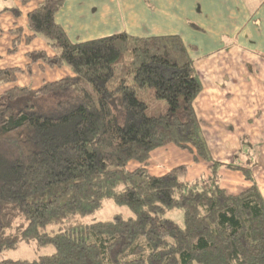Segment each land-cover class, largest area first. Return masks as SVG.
Listing matches in <instances>:
<instances>
[{
  "label": "trees",
  "instance_id": "trees-1",
  "mask_svg": "<svg viewBox=\"0 0 264 264\" xmlns=\"http://www.w3.org/2000/svg\"><path fill=\"white\" fill-rule=\"evenodd\" d=\"M64 1L40 0L30 34L13 32L15 49L42 35L53 52L29 53L30 65L72 75L0 95V264H264V198L250 166L213 159L194 108L195 48L126 33L72 42L55 20ZM19 71L0 68V85ZM169 145L209 163L210 176L190 183L186 165L152 175V153ZM223 166L251 186L229 194ZM107 203L131 216L96 221ZM27 243L51 252L4 256Z\"/></svg>",
  "mask_w": 264,
  "mask_h": 264
},
{
  "label": "crops",
  "instance_id": "crops-1",
  "mask_svg": "<svg viewBox=\"0 0 264 264\" xmlns=\"http://www.w3.org/2000/svg\"><path fill=\"white\" fill-rule=\"evenodd\" d=\"M6 1L0 0V16L22 14L26 26L28 14L40 3ZM10 19L6 26L13 23L11 33L20 29L24 34L23 26ZM55 20L75 43L126 33L178 36L194 47L191 54L202 82L194 108L213 159L250 166L264 198V0H65ZM15 38L12 34V42ZM184 165L190 183L210 176L209 163L195 161L194 153L174 145L155 150L148 170L162 176ZM220 175L229 194L251 186L241 170L223 166Z\"/></svg>",
  "mask_w": 264,
  "mask_h": 264
},
{
  "label": "rangeland",
  "instance_id": "rangeland-1",
  "mask_svg": "<svg viewBox=\"0 0 264 264\" xmlns=\"http://www.w3.org/2000/svg\"><path fill=\"white\" fill-rule=\"evenodd\" d=\"M10 1L11 0H7L6 2L11 4ZM9 16L11 17L10 21L16 19L19 26H23L25 31L24 38L26 34L29 33L24 15L5 13L0 16V67H19L21 70L17 74V80L15 83H5L0 85V95L4 94L15 85L28 86L35 89L46 82L57 81L72 74L71 69L67 65L62 67H50L48 65L42 67L39 63H33L30 65L31 61L29 59V53L35 51H46L50 54L52 51L47 44L46 39L42 35H38L30 42H28L27 39H21L15 49L14 41L12 42V34H15L13 32L11 33L12 28L15 26H12L13 23H11V27L6 26L9 21ZM13 49L15 51H13ZM178 159L179 158L176 157V160ZM115 215L129 217L131 216V211L125 206H117L112 203H107L101 211H98L93 216V218L96 221H108ZM171 217L179 223H182L183 221L182 213H172ZM50 252V249L40 247L36 243H27L20 246L18 250L5 253L4 256L12 259L33 260Z\"/></svg>",
  "mask_w": 264,
  "mask_h": 264
}]
</instances>
